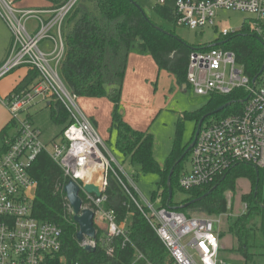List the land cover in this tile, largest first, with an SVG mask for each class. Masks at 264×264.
Here are the masks:
<instances>
[{"label":"built area","instance_id":"1","mask_svg":"<svg viewBox=\"0 0 264 264\" xmlns=\"http://www.w3.org/2000/svg\"><path fill=\"white\" fill-rule=\"evenodd\" d=\"M79 1L68 0L55 9H18L11 1L0 0V16L12 35L7 58L0 66V80L20 67L38 72L30 88L0 96L16 125L15 135L0 145V264H68L64 257L54 262L62 248V228L33 216L38 182L30 169L43 152L81 187L85 206L94 210L95 225L104 232V245L117 237L129 241L125 224L118 223L114 211L103 208L111 172L163 242L172 264H227L221 255L220 217L188 216L146 198L78 105L79 96L66 83L61 66L66 55L64 24ZM154 1L159 6L169 2ZM172 8L176 25L191 29L214 26L218 9L248 12L253 17L239 31L248 28L264 44V0H173ZM219 30L221 38L239 32L228 27ZM215 45L191 52L187 88L208 97L243 89L248 96L241 112L201 128L192 148L190 169L179 178V187L185 191L215 183L240 163H250L264 172V71L251 79L234 51ZM36 98L46 106L59 101L69 113L62 138L50 143L52 149L42 140L31 116L24 114ZM96 173L101 176L99 183L95 182ZM84 183L101 185L102 197L87 193ZM244 207L247 210V203ZM262 207L264 228V201ZM82 245L96 247V241L87 238ZM107 251L114 253V247ZM143 258L139 253L138 260Z\"/></svg>","mask_w":264,"mask_h":264},{"label":"trees","instance_id":"2","mask_svg":"<svg viewBox=\"0 0 264 264\" xmlns=\"http://www.w3.org/2000/svg\"><path fill=\"white\" fill-rule=\"evenodd\" d=\"M45 1L50 5L48 9H55L68 0ZM154 11L160 18L177 26L172 5H155ZM159 27L168 32L159 30ZM63 34L66 55L61 73L66 83L79 97H107L113 103L111 130L116 133V149L124 161L129 160L131 165L139 166L141 173L159 176L157 189L150 196L153 202L159 206H169L188 216L195 212L219 216L232 210L227 193L236 192L238 180L247 178L251 182L253 189L242 196V201L248 205L247 210L233 221L231 227V233L237 242L233 252L243 259L244 264H264V172L261 169L250 163H240L215 183L185 191L179 187V178L188 170L185 162L189 161L190 164L191 149L175 167L170 183L173 196L174 188H177L184 192L186 198L174 202L173 196L171 199L169 197V173L194 140L200 119L208 115L202 124L203 128L226 116L241 112L247 92L236 89L228 95L212 94L203 107L182 113L173 148L164 163L158 162L154 156L153 134L134 128L124 117L122 90L128 57L134 48L149 52L159 70L172 74L177 83L183 86L187 82L191 52L209 44L189 45L174 30L157 24L144 10H139L132 0H80L66 18ZM214 43L217 47L234 51L238 63L244 67L245 73L251 79L261 75L264 44L248 28L244 27ZM37 79V70L29 68L25 78L12 92L30 88ZM226 104L223 110L215 112ZM48 108L51 110L52 121L65 128L69 123V113L63 104L59 101L53 102ZM187 119H195L196 128L191 140L183 145L182 126ZM15 126L11 120L0 132V145L5 143L9 131ZM63 131L64 129L60 133L61 138ZM30 174L38 182L33 201V216L40 221L56 224L63 231L62 248L54 260L55 263L64 257L68 264H172L163 242L113 173L110 172L107 177L103 208L114 211L118 223L125 224L129 241L124 243L123 237H117L110 240L109 245H104V232L96 225V247L93 251L86 250L76 238L79 226L73 219L64 192L70 178L65 175L60 165L43 152L34 161ZM132 177L136 181L137 174L134 173ZM214 186L216 188L201 200L185 205ZM81 197L84 204H87L83 192ZM222 238L223 235L220 234V239ZM110 246L114 247L112 254L107 251ZM222 249L221 247V253ZM139 253L145 258L138 260Z\"/></svg>","mask_w":264,"mask_h":264},{"label":"rangeland","instance_id":"3","mask_svg":"<svg viewBox=\"0 0 264 264\" xmlns=\"http://www.w3.org/2000/svg\"><path fill=\"white\" fill-rule=\"evenodd\" d=\"M135 1L152 20L159 25L174 30L180 38L191 46L214 43L221 39L220 28L228 27L239 31L243 24L253 17L252 14L245 11L218 9L216 10L214 26L191 29L187 26H175L160 18L154 11V0ZM14 2L20 8L50 7L45 0H15ZM168 4L173 5V0H169ZM47 46H49V43H45V47ZM143 59H151L148 66L142 63ZM158 69L149 52H143L137 48L130 52L122 90V109L125 119L134 128L153 134L155 138L154 156L158 162L164 163L173 148L180 115L203 107L209 101V97L197 95L191 88H183L177 83L172 74ZM18 70L26 71L25 68H18L16 71ZM78 105L88 118L95 120L99 135L107 143L106 145L120 164L123 165L126 172L131 176L134 173L137 174L135 181L137 187L146 198L150 199L152 192L157 189L159 176L157 174L141 173L139 166L131 165L129 160L124 161L125 159L116 149V133L111 130L114 106L110 99L107 97H79ZM24 114L31 116L33 125L42 132V140L49 144L50 149H52L50 143L53 140L58 141L61 139L60 133L64 126L57 125L52 121L51 110L41 102V98H36ZM195 128V119L184 121L182 126L183 145L191 140ZM185 167L190 169L189 161L185 162ZM251 189H253L251 182L247 178H240L237 182L236 192L234 194L227 193L232 210L227 214L218 216L221 219L218 231L223 235L221 255L227 264H244L243 259L236 252H233L237 242L231 233V227L233 221L246 211L242 196L250 193ZM185 198L183 191L174 188V202H180ZM192 216L201 217L206 215L195 212L192 213Z\"/></svg>","mask_w":264,"mask_h":264},{"label":"water","instance_id":"4","mask_svg":"<svg viewBox=\"0 0 264 264\" xmlns=\"http://www.w3.org/2000/svg\"><path fill=\"white\" fill-rule=\"evenodd\" d=\"M132 2L138 7L139 10L143 11V8L135 0H132ZM158 29L161 31H164L166 33L168 32L161 27H159ZM263 71H264V66L262 67L261 73ZM183 88H187V84H184ZM226 106H227V104L219 107L218 109L215 110V112H219V111L223 110ZM207 116L208 115H205L200 119V121L197 125V130H196L194 140L188 146V148L185 150L183 155L176 162V164L174 165V167L172 168V170L169 173L168 184H169V197H170V199L173 196V190H172L170 183H171L172 175L174 173V169L185 158L186 154L194 147L196 140H197V136H198V134L201 130L202 124L204 122V119ZM216 186H214L212 189H210V191H208L204 195L189 201L185 205H189V204H192L196 201L201 200L202 198L207 196L212 190H214L216 188ZM83 189L87 193L94 194L98 198L102 197V195H103L102 186L97 185L95 183H84ZM64 192L66 194V198H67L69 205L71 207L73 219L75 220V222L79 226V230L76 234L77 240L80 243H84L87 238L90 241H94L97 237V229H96V225H95V212L92 208L85 206L83 198L81 197V187L74 180L70 179L64 187ZM85 249L88 251H93L95 249V247L90 246V245H86Z\"/></svg>","mask_w":264,"mask_h":264},{"label":"crops","instance_id":"5","mask_svg":"<svg viewBox=\"0 0 264 264\" xmlns=\"http://www.w3.org/2000/svg\"><path fill=\"white\" fill-rule=\"evenodd\" d=\"M9 1H11L13 3V5H15V2H14L15 0L14 1L9 0ZM17 8H19V9H34L32 7H28V8L17 7ZM41 9H47V8H41ZM11 39H12L11 31L9 30L4 19L0 16V66L3 64V62L7 58V55L9 52V47L11 44ZM150 62H151V59H143L142 60V63L147 64V66L149 65ZM20 68H25L26 71L23 72V71H21L22 69L16 71L17 70L16 69L12 73L9 74L10 76L7 75L6 77H4L3 79L0 80V96H2V97L8 96L15 89V87L18 85V83L25 78V76L27 75V73L29 71V67H20ZM157 68H158V66H157ZM91 120L93 121L94 125L96 126L95 120L94 119H91ZM10 121H11L10 112L8 111L7 107L0 102V132L10 123ZM9 135L10 136L15 135V128H13L12 130L9 131Z\"/></svg>","mask_w":264,"mask_h":264},{"label":"bare ground","instance_id":"6","mask_svg":"<svg viewBox=\"0 0 264 264\" xmlns=\"http://www.w3.org/2000/svg\"><path fill=\"white\" fill-rule=\"evenodd\" d=\"M100 180H101V176H100V174H95V182L96 183H99L100 182Z\"/></svg>","mask_w":264,"mask_h":264}]
</instances>
